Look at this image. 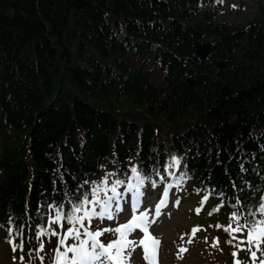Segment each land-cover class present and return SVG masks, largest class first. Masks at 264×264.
<instances>
[{"label": "trees", "instance_id": "16d2710c", "mask_svg": "<svg viewBox=\"0 0 264 264\" xmlns=\"http://www.w3.org/2000/svg\"><path fill=\"white\" fill-rule=\"evenodd\" d=\"M221 2L0 0L3 264L42 263L35 254L41 240L43 264H52L58 237L38 240L37 231L63 234L70 227L64 220L63 228L49 225L53 206L68 211L85 195L95 200L94 190L103 201L116 181V190H130L137 176L143 193L170 182L199 202L208 196L200 221L214 227L227 226L232 212L243 216L258 206L264 198V0L257 18L243 26L217 20ZM189 27L202 32L201 43L212 41L206 61L197 57ZM147 63L159 67L160 80H152ZM18 229L24 248L14 252L8 240L21 242ZM216 230L231 257L228 233ZM107 233L100 237L105 243Z\"/></svg>", "mask_w": 264, "mask_h": 264}, {"label": "snow or ice", "instance_id": "6c2138e0", "mask_svg": "<svg viewBox=\"0 0 264 264\" xmlns=\"http://www.w3.org/2000/svg\"><path fill=\"white\" fill-rule=\"evenodd\" d=\"M179 160L173 157V163L179 164ZM243 170V168H242ZM133 173L137 172L136 168L132 169ZM139 181L137 185H129V189L136 188L139 192V188L143 185L144 181L139 176L136 177ZM120 184V181H116L115 185L111 188L113 195L106 200L101 201L98 197L97 190L93 191V196L97 198L95 200H90L88 195L83 197V200H78L77 202L72 203L70 210L65 211L64 205L59 204L53 206L54 216L49 217V225L57 226L63 228V225L60 224L61 220L67 222L70 225L63 234L58 233L54 229L49 231L47 228H40L37 231V239L45 235H51L58 237V243L56 248L53 250L54 255L52 258V264H125L126 258H130L131 252L135 251L137 247H142L144 253V259L146 264H157L156 254L157 249L160 245V240L153 237L148 232V213L140 212L139 215H136L135 212L138 208V205L133 209L132 218L125 224H121L114 229H97L95 231H90L85 227L84 221L87 219L89 223L93 217H99L104 219L113 218V211L120 212L122 209L119 203V194L116 192V186ZM155 186V185H153ZM167 190L165 191V195ZM208 196L203 197L201 200V206L204 202L207 201ZM113 203L115 208L113 209ZM164 201L161 200L160 204L156 205V212L159 214V209L161 204ZM96 204L100 206V211L96 212L95 209H89L86 205ZM240 201H236V205H239ZM234 205V207L236 206ZM223 205L215 207L212 212L219 211V208ZM201 208H197L196 212L199 214ZM83 212V215H77V213ZM209 213V215L212 214ZM264 216V198L261 199V202L258 206L252 210L248 209L246 215H241L239 212H232L230 215L229 223L227 226L216 225L217 228L223 227L224 231L228 233L230 239L226 241L229 245H232L238 251H248L249 257L252 260L253 264H264V219H257V215ZM251 217V219H249ZM154 222V221H153ZM79 224L80 228H84V231L81 232L76 225ZM235 224V227H233ZM2 226V225H0ZM139 228L144 233V238L139 241L129 240L127 236L132 232L133 229ZM9 237L12 236V228L8 229ZM200 231V228L192 229V236H195L196 233ZM105 232H114L119 234L118 238L115 241L108 242L107 244L102 243L99 240ZM234 233H239L241 237L238 238ZM17 235L21 237V242L16 245L13 240L10 238L8 240L9 244H13V251L15 252L17 248L23 251V232L22 229L17 230ZM81 236H87L88 239H81ZM73 238L78 241L77 244L66 245V241L69 238ZM183 239V237H181ZM237 240L236 244H233V241ZM189 243L192 241L189 240ZM246 247H241V246ZM212 247L219 246V240L214 239L212 242ZM63 249V251L61 250ZM255 249V250H253ZM44 250V242L41 240L40 246L35 250V254L38 258L41 259L43 264V257L40 256V252ZM187 249L181 247L179 249L180 253L186 252ZM238 251H234L232 256L234 258V264H243L242 261L236 259ZM260 253V257L257 256V253ZM71 254V255H69ZM29 255H32V250H30ZM21 261L24 260V257H20Z\"/></svg>", "mask_w": 264, "mask_h": 264}, {"label": "rangeland", "instance_id": "374dc122", "mask_svg": "<svg viewBox=\"0 0 264 264\" xmlns=\"http://www.w3.org/2000/svg\"><path fill=\"white\" fill-rule=\"evenodd\" d=\"M261 0H222V6L218 14L217 20L221 18L231 25H245L247 22H252L257 18V11L259 10ZM227 35L226 37L231 39ZM211 43L212 41H208ZM136 67L142 66L141 60L135 61ZM144 69L149 70V74L153 81L161 79V73L159 67L153 63H147ZM149 188L145 189V193L141 199H139L138 209L135 214H140V212L148 213V231L151 235L160 240V245L158 247L159 251V264H234L233 256H229L228 249L223 250L221 245V239L224 238L220 236L218 238V232L216 227L209 225L206 221L200 219L203 216V212L209 207V203L203 204L199 202L200 198L193 195L188 191L182 190L177 193L175 190L171 191L169 201L163 203L159 209V214L156 212V202L160 198L159 193H155V189L150 192ZM154 193V194H153ZM125 195V194H123ZM119 197V203L121 207L120 212L113 211V218L101 219L97 217L91 220L90 223L98 224L97 229H114L115 225H121L127 223L133 216L134 212L129 208V196ZM123 205V206H121ZM201 207V211L197 214L196 209ZM115 204L113 203V209ZM154 221V222H153ZM117 226V227H118ZM235 227V224H233ZM200 228V231L192 236V229ZM107 233V232H106ZM112 235L110 239L118 238L119 234L114 232H108ZM107 233V234H108ZM142 231L139 228H135L127 236L129 240L139 241L142 236ZM238 238H243L239 233H234ZM183 237V239H181ZM3 234L0 232V264H3V260L7 259L5 256L6 247L2 242ZM101 240V238L99 237ZM214 239L219 240L218 247H212V242ZM192 242L189 243L188 241ZM238 241L234 240L233 244ZM183 247L187 251L180 253L179 249ZM246 247V246H241ZM264 247V246H262ZM238 251L236 248H234ZM255 250V249H253ZM234 252V251H233ZM232 252V253H233ZM257 255L260 257V253ZM11 258V257H10ZM236 259L243 262V264H251L248 251H238ZM9 261V264H13V259ZM15 262V261H14ZM39 264V261H36ZM42 264V263H40ZM125 264H146L144 259V253L142 247H137L135 251L131 252L130 258H126Z\"/></svg>", "mask_w": 264, "mask_h": 264}, {"label": "water", "instance_id": "95a60500", "mask_svg": "<svg viewBox=\"0 0 264 264\" xmlns=\"http://www.w3.org/2000/svg\"><path fill=\"white\" fill-rule=\"evenodd\" d=\"M189 33L193 35L195 41V53L200 60L206 61L207 57L211 53L212 42L201 43L202 32H194L193 28L189 27ZM229 40V38H227ZM224 62H218L217 66L223 68Z\"/></svg>", "mask_w": 264, "mask_h": 264}]
</instances>
